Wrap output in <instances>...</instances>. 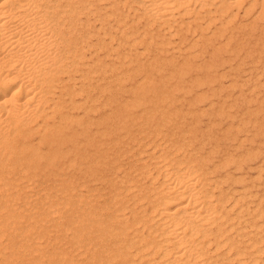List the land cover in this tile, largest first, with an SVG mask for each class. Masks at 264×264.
Masks as SVG:
<instances>
[{
    "label": "bare ground",
    "instance_id": "6f19581e",
    "mask_svg": "<svg viewBox=\"0 0 264 264\" xmlns=\"http://www.w3.org/2000/svg\"><path fill=\"white\" fill-rule=\"evenodd\" d=\"M254 10L264 0H0V264H264V165L231 171L262 151L216 162L215 121L199 132L175 103L221 77L223 50L252 57L238 18ZM205 25L218 43L199 65L188 33Z\"/></svg>",
    "mask_w": 264,
    "mask_h": 264
},
{
    "label": "rangeland",
    "instance_id": "374dc122",
    "mask_svg": "<svg viewBox=\"0 0 264 264\" xmlns=\"http://www.w3.org/2000/svg\"><path fill=\"white\" fill-rule=\"evenodd\" d=\"M255 8H257V7H255ZM258 9V8H257ZM257 11L256 10H254V12H251V16H250V14H248V17L246 16V15H240L239 16V18H238V20H239V22H238V25H243V26H240L239 27V36L240 37H242L241 38V40H244L247 44H249L251 47H254V50H253V52H252V57L250 56V55H248V57H247V54H246V49L247 48H244V47H241L240 49H242V51L239 49V54H240V52L242 53V54H240V56L242 57V58H240L239 56H237L235 53H232L231 54V51H222V54H220V56L222 57L221 59H225V61H224V63L223 62H218V64H217V66L216 67H218V66H220V68L218 67L217 68V70H215L217 73H219V74H221V77H219L217 80H215L214 81V83L213 84H205V86H204V84H203V86H199L198 88L196 87L195 88V90H194V92H193V94L192 95H189V96H186L185 98L184 97H179V98H177V100H176V105L178 106V107H180V106H182V108H183V110L184 111H186V110H188V109H191V110H193L195 113H196V116H197V119L199 120L198 121V124L200 125L199 126V132H203V133H206L207 131H208V127L210 126V124L212 125V123H211V119L212 120H214L215 122H214V135L216 136V140H214L213 142H217L218 144H219V146H220V150L221 151H219L218 153L219 154H217L218 156L219 155H222V152L224 151V149L225 148H231V149H233V148H235V149H233L234 151H237L238 153H242L243 151H245L247 148H250L251 147V149H253V150H258V149H260L262 152H261V154L260 155H262V156H260L259 155V158H252L251 160H249V163H247L245 166H244V168L243 169H235V167H233V168H231V171L235 174V175H239V174H243V175H246L247 177H249V178H251V177H253L254 175H255V173H256V169H257V165L261 162V164L262 165H264V157H263V154H264V131H260L258 134H259V137L257 136V135H255L253 138H252V133H253V126H254V124H255V122H256V124H258V127H260V124H261V126L263 125L264 126V87H262V85H264V82H263V79H264V74H263V68L262 67H264V39H263V42H262V37L264 36V34L262 33V28L261 27H263V25H261V24H264V17L262 18V17H258L257 16ZM241 16H242V18H241ZM244 16V17H243ZM253 16V17H252ZM247 19H246V18ZM250 17V18H249ZM251 18H252V20H251ZM259 18H261V19H258ZM257 19V20H256ZM243 20V21H242ZM259 21V22H258ZM257 22V23H256ZM250 23V24H249ZM246 25H247V27H246ZM252 25V26H251ZM261 26V27H260ZM259 27V28H258ZM241 28V29H240ZM242 28H244V29H242ZM251 28V29H250ZM256 28H257V30L258 31H256ZM197 29V30H196ZM202 29H206V30H208L207 31V33H206V30L204 31V30H202ZM246 29V30H245ZM260 29V30H259ZM196 30V31H195ZM200 30H201V32H200ZM248 30V31H247ZM199 31V32H198ZM255 31V32H254ZM196 32V33H195ZM245 34H244V33ZM248 32V33H247ZM193 33V34H192ZM201 33V34H200ZM203 33H205V34H203ZM250 33V34H249ZM192 34V35H191ZM249 34V35H248ZM188 37L190 38V41L188 40V42L189 43H191V42H193V43H196L195 45H194V48H195V46H197V45H199V47L197 46L196 48H195V50L194 49H192V51H193V54L191 55V59H193V60H195L194 62H197L196 64H198L199 63V65H205V64H207V63H210V61L212 60V57H213V49H214V47L215 46H217L216 44L218 43V42H216L215 40V38L213 37V35L211 34V31H210V29L205 25L204 27H202V28H194V29H192V31H190L189 33H188ZM202 35V36H201ZM208 35H212V36H209V38H208ZM242 35V36H241ZM251 35V36H250ZM253 35V36H252ZM260 35V36H259ZM244 36V37H243ZM246 36V37H245ZM256 36V37H255ZM192 37V38H191ZM195 37H197V39H200V41L199 40H197ZM201 37H203V38H201ZM214 39V41H212L213 39ZM250 37V38H249ZM249 38V39H248ZM264 38V37H263ZM212 39V40H211ZM255 40V41H253V40ZM259 39V40H258ZM204 41V43H203V41ZM209 40H211V41H209ZM259 42H258V41ZM211 44H209L208 42ZM250 42V43H248V42ZM115 42V41H114ZM205 42H206V45H205ZM257 42V43H256ZM201 43V44H200ZM202 43H203V45H202ZM214 43H215V45H214ZM232 43H235L236 44V42L235 41H231V44ZM255 43V45H253ZM259 43V44H258ZM210 46H209V45ZM235 44H233L232 46H235ZM139 45V46H138ZM137 45V47L141 50L142 49V45H140V44H138ZM205 45V46H204ZM204 46V47H203ZM213 46V47H212ZM257 46L259 47V48H257ZM261 46H263V47H261ZM200 47H202V48H200ZM255 47H256V49H255ZM207 48V49H206ZM209 48V49H208ZM200 49V50H199ZM212 49V50H211ZM245 49V50H244ZM199 50V51H198ZM207 50V51H206ZM209 50V51H208ZM185 51V50H184ZM183 51V52H184ZM202 51V52H201ZM204 51V52H203ZM212 51V52H211ZM260 51V52H259ZM262 51H263V53H262ZM225 52V53H224ZM228 52V53H227ZM257 52V53H256ZM184 53H187V52H184ZM196 53L198 54V55H201V56H199L198 57V55L197 56H195L196 55ZM204 53V54H203ZM211 56H210V55ZM103 55H105L104 53H103ZM176 55H178V51L176 50ZM208 55V56H207ZM224 55V56H223ZM256 55V56H255ZM257 55H259V56H257ZM205 56H207V57H205ZM226 56V57H225ZM238 58H237V57ZM250 56V57H249ZM263 56V57H262ZM194 57V58H193ZM195 57H197V58H195ZM202 57V58H201ZM233 57V58H232ZM246 57H247V59H246ZM106 59H108V61L111 59V57H105ZM199 58H201L200 60H199ZM206 58V59H205ZM252 58V59H251ZM254 58V59H253ZM258 58V59H257ZM260 58H262V59H260ZM178 59L180 60V62L182 61V58L181 57H178ZM214 59V58H213ZM242 59H244V60H242ZM245 59H246V61H245ZM205 60V61H204ZM207 60V61H206ZM209 60V61H208ZM232 60H236V62H234V61H232ZM249 60V61H248ZM255 60V61H254ZM201 61V62H200ZM239 61H241V62H239ZM242 61H244V62H242ZM259 61V63H257ZM207 62V63H206ZM228 62H229V64H228ZM231 62V63H230ZM254 62V63H253ZM221 63H223L224 64V67H221V65L223 66V64H221ZM237 63H238V65H237ZM249 64V66H248V64ZM251 63H253L252 64V66H251ZM261 63V64H260ZM243 64L246 66V68H245V66H243ZM247 64V65H246ZM256 64V65H255ZM254 65V66H253ZM257 65H258V67H257ZM260 65H261V67H260ZM263 65V66H262ZM232 66V67H231ZM234 66H236V67H234ZM239 67V69H238V67ZM229 67V68H228ZM252 67L254 68L252 71H251V69H252ZM257 67V68H256ZM242 68V69H241ZM260 68V69H259ZM228 69V70H227ZM230 69H232V70H230ZM238 69V70H237ZM234 70V71H233ZM236 70V71H235ZM239 70H242V71H240V72H238ZM257 70V71H256ZM225 71V72H224ZM252 73H251V72ZM263 71V72H262ZM220 72H222V73H220ZM226 74V72H227V74L224 76V73ZM228 72H230V73H228ZM236 72H237V74H236ZM251 74H250V73ZM255 72V73H254ZM257 72V73H256ZM203 75H202V74ZM241 73V74H240ZM193 75V77L194 76H196L197 75V73L195 74V73H192ZM234 74V75H233ZM238 74H240L239 76V78H238ZM247 74V75H246ZM255 74V75H254ZM258 74H259V77H258ZM198 75H202L203 77L206 75V73L204 72V71H199V73H198ZM232 75V76H231ZM250 75V76H249ZM251 75H254L253 77L251 76ZM233 76H235V77H233ZM257 76V77H256ZM261 76V77H260ZM232 78V79H230V78ZM242 77V78H241ZM249 77V78H248ZM229 78V79H228ZM245 78V79H244ZM252 78H254V79H252ZM260 78V80H258L259 82L257 83V84H253L254 82H253V80L254 81H256L257 79H259ZM220 79V80H219ZM223 79V80H222ZM238 79V80H237ZM242 79V80H241ZM249 79L251 80V81H249ZM220 82H219V81ZM244 80H246V83H248L247 85H245L246 83L244 82L243 83V81ZM218 81V82H217ZM232 81H234V82H236L235 84H233L234 86H232L231 85V83H232ZM216 82V83H215ZM251 82V83H250ZM220 83V84H219ZM223 83V84H222ZM228 85H227V84ZM230 83V84H229ZM225 84V85H224ZM236 84H239V85H237V87H236ZM262 84V85H261ZM223 85V86H222ZM242 85V86H241ZM243 85H245V86H243ZM212 86V87H211ZM218 86V87H217ZM221 86V87H220ZM232 86V87H231ZM239 86V87H238ZM258 86V87H257ZM259 86H260V89H259ZM210 87V88H209ZM248 87V88H247ZM252 87V88H251ZM257 89H256V88ZM202 90H201V89ZM208 88V89H207ZM215 88V89H214ZM217 88V89H216ZM221 88V90H223V92L222 91H220V90H218V89H220ZM223 88V89H222ZM228 88V89H227ZM232 90H231V89ZM235 88V89H234ZM244 88V89H243ZM254 88V89H253ZM209 89H211V90H215L216 92L215 93H213L211 90H209ZM225 89V90H224ZM242 89V90H241ZM263 89V90H262ZM197 90V91H196ZM210 92V93H208V91ZM235 90V91H234ZM218 91V92H217ZM261 91V92H260ZM206 93L207 94V96H208V98L211 96H213L212 97V99L211 98H206L205 100H202V102H203V104H202V102L199 100L198 101V103H195L194 102V97H195V94L196 93ZM229 92V93H228ZM232 92L234 93V94H232ZM249 92V93H248ZM251 92V93H250ZM253 92H254V94H253ZM213 93V94H212ZM220 93V94H219ZM237 93H239V94H237ZM263 94V95H261V94ZM216 94V95H215ZM218 94V95H217ZM223 95V97H222V95ZM227 94V95H226ZM230 95V97H229V95ZM249 94V95H248ZM251 94V95H250ZM234 95V96H233ZM255 95V96H254ZM216 96H218L219 98H217ZM235 96H237V97H235ZM222 97V98H221ZM213 98H215V99H213ZM245 98V99H244ZM254 98V99H253ZM218 99V100H217ZM226 99V100H225ZM228 99V100H227ZM234 99V100H233ZM257 99V100H256ZM261 99V100H260ZM185 100V101H184ZM210 100V101H209ZM217 100V101H216ZM243 100V101H242ZM249 100V101H248ZM251 100V101H250ZM254 100H255V102H257L258 100V103H256L255 104V102H254ZM263 100V101H262ZM235 101V102H234ZM197 102V101H196ZM201 102V103H200ZM211 102V103H210ZM215 102V103H214ZM227 102V105H225V104H223V103H226ZM242 102V103H241ZM247 102V103H246ZM263 102V103H262ZM192 103H193V105H192ZM207 103V104H206ZM217 103V104H216ZM232 103H234V104H232ZM240 103V104H239ZM250 103V104H249ZM260 103H262L261 105H260ZM195 104V105H194ZM199 106H198V105ZM205 104V105H204ZM214 104V105H213ZM219 104V105H218ZM223 104V105H222ZM236 104V105H235ZM245 105L244 107H243V105ZM249 105V107H248V105ZM189 105V106H188ZM197 105V106H196ZM212 106V107H209V106ZM216 105V106H215ZM218 105V106H217ZM225 105V106H224ZM232 105H233V107H232ZM195 106V107H194ZM207 106V107H206ZM227 106V107H226ZM185 107V108H184ZM198 107V108H197ZM206 107V108H205ZM260 107H261V109H260ZM216 108H218V109H216ZM224 108V109H223ZM226 108H228V109H226ZM231 108V109H230ZM233 108V109H232ZM237 108H240V109H237ZM242 108V109H241ZM204 109H206V110H204ZM223 111V114H222V111ZM253 109H256L257 111V113H259V114H256V112L254 113L252 110ZM208 110V111H207ZM212 110H213V113L214 112H216V113H212ZM234 110V111H233ZM250 110V111H249ZM260 112H259V111ZM263 113H262V112ZM205 112V113H204ZM246 112V113H245ZM200 113V114H199ZM204 115H202V114ZM210 113H211V115H210ZM228 113V114H227ZM261 113V114H260ZM208 114V115H207ZM227 116H226V115ZM246 114V115H245ZM254 116H252V115ZM256 114V115H255ZM206 115V116H205ZM215 115V116H214ZM222 115V116H221ZM223 115L225 116V117H223ZM233 115L235 116V117H233ZM262 115V116H261ZM208 116V117H207ZM217 116V117H216ZM219 116H221V117H219ZM230 118H229V117ZM260 116V117H259ZM189 118V120H191V116H188ZM214 117V118H213ZM232 117V118H231ZM242 117H245V118H247L248 120L249 119H251V121L252 122H254V123H252V122H250L249 123V129H250V132H252V133H248V134H250L249 135V137L251 138V139H249V138H247L246 140L244 139L245 138V132L247 133L248 131H246V130H242V131H236L235 130V127L237 126V124H238V121H239V119L240 118H242ZM221 118V119H220ZM227 118H228V121H226L227 120ZM236 118H238V119H236ZM261 118V119H260ZM235 120H237V121H235ZM260 120V121H259ZM225 121V122H224ZM221 122V123H220ZM225 124H223V123ZM231 123V124H230ZM252 123V124H251ZM216 124V125H215ZM219 125V126H218ZM218 126V127H217ZM252 126V127H251ZM231 127H233V129H231L233 132H234V135H236V140H234L235 138L234 137H232V138H225V135H224V133H225V130L227 131L228 130V128H231ZM207 128V129H206ZM205 130V131H204ZM216 131H218V132H216ZM242 132V133H241ZM263 132V133H262ZM222 133V134H221ZM223 135V136H222ZM263 135V136H262ZM224 137V138H223ZM243 137V138H242ZM256 137V139H254ZM262 138V139H261ZM224 139H225V141H224ZM231 139V140H230ZM241 140V142L243 143V145H241V144H239V142L240 141H238V140ZM221 140V141H220ZM244 141V142H243ZM232 144H231V143ZM259 142V143H258ZM222 145H221V144ZM248 143V144H247ZM257 143V144H256ZM226 144V145H225ZM253 144V145H252ZM263 144V145H262ZM234 145V146H233ZM241 145V146H240ZM250 145H252V146H250ZM255 145V146H254ZM260 145V146H259ZM209 146V144H207L206 145V147H208ZM223 147H224V149H223ZM239 147V148H238ZM244 147V148H243ZM246 147V148H245ZM257 147V148H256ZM242 150H241V149ZM241 150V151H240ZM217 160H216V162H218V160L219 159H221V157L219 156V157H217L216 158ZM258 159V160H257ZM256 160V161H255ZM253 161V162H252ZM263 161V162H262ZM251 162V163H250ZM256 162V163H255ZM260 165V164H259ZM255 166V167H254ZM245 167H247V168H245ZM255 169H254V168ZM251 168L252 169H254V170H252V173H251ZM234 169V170H233ZM245 170V171H244ZM237 171V172H236ZM241 171L243 172V173H241ZM249 171H250V173H249ZM255 171V172H254ZM255 189H261V187H256ZM263 190H264V187H263ZM262 190V192H264Z\"/></svg>",
    "mask_w": 264,
    "mask_h": 264
}]
</instances>
